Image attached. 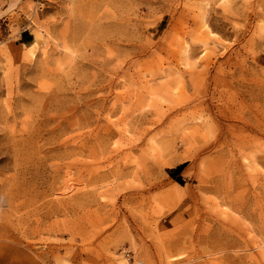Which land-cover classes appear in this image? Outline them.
<instances>
[{"label":"rangeland","instance_id":"1","mask_svg":"<svg viewBox=\"0 0 264 264\" xmlns=\"http://www.w3.org/2000/svg\"><path fill=\"white\" fill-rule=\"evenodd\" d=\"M0 264H264V0H0Z\"/></svg>","mask_w":264,"mask_h":264},{"label":"crops","instance_id":"2","mask_svg":"<svg viewBox=\"0 0 264 264\" xmlns=\"http://www.w3.org/2000/svg\"><path fill=\"white\" fill-rule=\"evenodd\" d=\"M30 38H31V37H29L27 41H23V44L31 43Z\"/></svg>","mask_w":264,"mask_h":264},{"label":"trees","instance_id":"3","mask_svg":"<svg viewBox=\"0 0 264 264\" xmlns=\"http://www.w3.org/2000/svg\"><path fill=\"white\" fill-rule=\"evenodd\" d=\"M182 168H183V166L179 167V168L177 169V172L180 171Z\"/></svg>","mask_w":264,"mask_h":264}]
</instances>
